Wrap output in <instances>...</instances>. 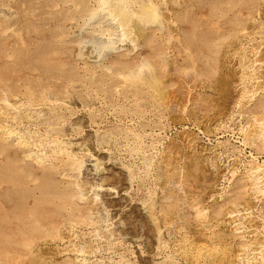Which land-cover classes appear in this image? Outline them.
<instances>
[{"label":"rangeland","instance_id":"rangeland-1","mask_svg":"<svg viewBox=\"0 0 264 264\" xmlns=\"http://www.w3.org/2000/svg\"><path fill=\"white\" fill-rule=\"evenodd\" d=\"M153 2L140 36L137 17L94 31L99 0H0V264H264L247 179L264 169V0Z\"/></svg>","mask_w":264,"mask_h":264},{"label":"bare ground","instance_id":"bare-ground-1","mask_svg":"<svg viewBox=\"0 0 264 264\" xmlns=\"http://www.w3.org/2000/svg\"><path fill=\"white\" fill-rule=\"evenodd\" d=\"M99 6H98V9H96V10H94V11H91V13L89 14V19L90 20H92V19H94V22L91 24V26H94L95 27V29H93L94 31H97V30H102V31H108L109 33H114L115 31H117V30H119L120 31V29H122V30H124L125 28H127V26H128V24L130 23V20L132 19V18H134V17H137V18H139L138 20H139V24H140V26H138V31H139V33H140V36H141V34L142 35H145L144 33H143V30L144 31H146L147 29H148V31H150L149 29H151L152 27L151 26H158L159 25V23L158 22H156V20L158 19V14H157V11H156V8H155V3L153 2V0H143L139 5H138V7H137V9H135L134 7H131L128 3H127V0H99V4H98ZM182 5V4H181ZM88 8H89V12H90V7H87L86 9L88 10ZM7 11V10H6ZM86 10H84V12H85ZM11 12V11H10ZM88 12V11H87ZM167 12H169V11H167ZM172 12V11H171ZM81 13H83V12H81ZM85 14H87V13H84V15ZM100 14V15H99ZM83 15V14H82ZM171 15V14H170ZM87 16V15H86ZM80 17H82V16H80ZM173 17V16H172ZM86 18V17H85ZM137 18L136 19H133V20H137ZM171 18V17H170ZM169 18V19H170ZM172 19H170V21L168 22V27L169 26H171L172 24V21H171ZM156 22V23H155ZM78 23V22H77ZM89 23V22H88ZM87 23V24H88ZM133 23V22H132ZM135 23H138V21H136ZM174 23V22H173ZM68 24V23H67ZM73 24V23H72ZM75 24V23H74ZM154 24H156V25H154ZM165 24H167V22H165ZM164 24V25H165ZM175 24V23H174ZM173 24V25H174ZM70 25V24H69ZM83 25V24H82ZM85 25V24H84ZM83 25V27H85ZM89 26V25H88ZM131 26V25H130ZM134 26V25H133ZM162 26V24L159 26V28ZM77 27V26H76ZM136 27V26H135ZM135 27H133V28H135ZM82 28V27H81ZM90 28V27H89ZM93 28V27H92ZM128 28H129V26H128ZM131 28V27H130ZM163 27H161L160 28V31L159 30H155V33L156 32H159V34L161 33V35L163 36V34L164 33H168V32H170V29L168 28V30H167V28L165 29V28H163ZM171 28V27H170ZM13 29H14V27H13ZM87 29V28H86ZM85 29V30H86ZM146 29V30H145ZM12 30V29H11ZM84 30V31H85ZM93 30H91V31H93ZM127 29H125V31H126ZM152 30V29H151ZM77 31H80L79 29L77 30ZM124 31V32H125ZM136 31V30H135ZM138 31H137V35L139 34L138 33ZM81 32H83V31H81ZM123 31H122V33H124ZM130 32H131V30H130ZM152 32V31H151ZM246 32V31H245ZM3 33V32H2ZM79 33V32H78ZM89 33V32H88ZM100 33V32H99ZM118 33V32H117ZM116 33V34H117ZM128 33V32H127ZM132 33H134V32H132ZM136 33V32H135ZM147 33V32H146ZM74 34V33H73ZM82 35V33H79V34H77V35ZM85 34H87V33H85ZM96 34V33H95ZM94 34V35H95ZM105 34V33H104ZM115 34V33H114ZM100 35H102L101 33H100ZM108 35H110V34H108ZM103 36V35H102ZM106 36H107V34H106ZM120 36V35H119ZM170 36V35H169ZM139 37V36H138ZM81 38H82V36H81ZM83 38H84V36H83ZM82 38V39H83ZM171 38H172V36H171ZM178 38V36L176 37V39ZM129 40V39H128ZM131 40H133V39H131ZM178 40V39H177ZM133 42V41H132ZM123 45V44H122ZM128 45V44H127ZM118 48V47H117ZM122 48V47H121ZM120 49V48H119ZM132 47H127L126 49H125V52H126V54L127 55H129L131 52H132ZM188 52V51H187ZM82 53V52H81ZM125 54V53H124ZM124 54H122V55H124ZM186 54V53H185ZM188 56H189V54H187ZM82 56V55H81ZM83 57V56H82ZM91 57V56H90ZM107 58V57H106ZM118 58V57H117ZM117 58H115V59H117ZM121 58V57H120ZM128 61V60H127ZM123 62V61H122ZM122 62H121V64H122ZM96 63V62H95ZM124 63V62H123ZM141 63V62H140ZM123 65V64H122ZM103 66L105 67V70L106 71H108V72H113V74H114V76L116 75L117 77H120V78H123V79H125V81H127V79H129L130 80V78L131 79H135V80H137V77L139 78V76L140 75H142L141 74V71H142V67H143V65H142V63L141 64H137V66H134V67H132V68H129L128 70L126 69V70H122V69H120V63H118V60H109V61H107L106 63L104 62V64H103ZM103 69V68H102ZM113 69H115L114 71H113ZM104 70V69H103ZM104 70V71H105ZM112 74V73H111ZM143 75H144V73H143ZM113 76V77H114ZM149 79V78H148ZM151 79V78H150ZM121 81H122V79H121ZM124 81V80H123ZM138 81V80H137ZM142 81V80H141ZM147 82V84H148V86H151V84H150V82L148 81V80H146ZM127 82H129V81H127ZM135 82V81H134ZM126 85V84H125ZM145 85V84H144ZM133 86H134V84H133ZM130 87V86H129ZM136 87V86H135ZM134 91V90H133ZM130 92V91H129ZM57 99V98H56ZM58 100V99H57ZM37 104V103H36ZM61 104V103H60ZM62 104H63V102H62ZM50 107H52V106H50ZM39 108V107H38ZM148 113V112H147ZM260 123V122H259ZM260 124H262V126H263V123H260ZM55 139V138H54ZM49 140V139H48ZM20 141V140H19ZM23 141V140H22ZM22 143H24V142H22ZM21 144V143H20ZM30 152V151H29ZM33 152V151H32ZM142 153V152H141ZM88 154V153H87ZM88 158H90V157H88ZM87 158V159H88ZM92 158V157H91ZM93 159H94V157H93ZM36 160V159H35ZM147 160H148V158H147ZM117 161V160H116ZM95 163V162H94ZM148 171V170H147ZM69 172V171H68ZM149 173V172H148ZM69 174H70V172H69ZM68 174V175H69ZM67 175V176H68ZM75 177V176H74ZM147 177V176H146ZM247 179H248V182H249V184L253 187V188H255V189H258L259 190V188L261 189L262 187L264 188V169H262L260 166H257V167H254V168H251V170L249 169V172H247ZM133 181V180H132ZM81 188L82 187H78L77 185H76V189L78 190L77 192H78V195L77 196H81L82 195V193L83 192H81L82 190H81ZM168 189H170L169 187H167V186H165V187H162L161 188V190H160V197H159V202H160V204H159V208H160V210L162 211H160L163 215H166L165 213H164V207H166L167 208V211H169V209L171 208L170 207V204H169V201L170 200H168V198H169V196H167L168 195ZM76 192V193H77ZM86 192V191H85ZM127 192V191H126ZM76 196V197H77ZM128 196V195H127ZM126 197V196H125ZM85 198V197H84ZM130 198V197H129ZM77 199V198H76ZM81 199V198H80ZM83 201V200H82ZM81 202V201H80ZM151 206V205H150ZM163 206V207H162ZM187 206V205H186ZM238 208H240L239 207V205H238ZM149 209V208H148ZM198 210H200V209H198ZM143 211V210H142ZM144 211H146L145 213H149V211L148 210H145L144 209ZM197 211V210H196ZM195 210H194V212H196ZM242 211V210H241ZM239 212H240V210H239ZM150 214V213H149ZM241 214V213H240ZM148 215V214H147ZM146 215V216H147ZM162 215V216H163ZM161 216V217H162ZM263 216V215H262ZM147 217H149V216H147ZM150 222L152 223V224H154L155 223V216H152V215H150ZM170 218V217H169ZM178 221V219H176V218H172V219H170L169 220V226H168V228L170 227V224L171 223H175V222H177ZM160 224V223H159ZM246 224H248V223H246ZM261 224H264V217H263V219H262V221H261ZM167 226V225H166ZM258 226H260V225H258ZM264 226V225H263ZM247 231L249 232V233H256L257 232V226L254 224V223H249L247 226ZM159 231H161L160 229H159V227H155L154 228V234L156 233V235L158 234V233H160ZM158 232V233H157ZM162 234V233H161ZM255 249L257 250H262V249H264V237H262V239H260L258 242H256L255 243Z\"/></svg>","mask_w":264,"mask_h":264}]
</instances>
